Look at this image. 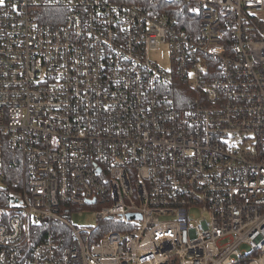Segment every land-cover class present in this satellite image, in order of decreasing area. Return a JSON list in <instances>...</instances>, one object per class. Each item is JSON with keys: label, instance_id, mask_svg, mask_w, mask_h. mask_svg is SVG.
I'll use <instances>...</instances> for the list:
<instances>
[{"label": "built area", "instance_id": "built-area-1", "mask_svg": "<svg viewBox=\"0 0 264 264\" xmlns=\"http://www.w3.org/2000/svg\"><path fill=\"white\" fill-rule=\"evenodd\" d=\"M163 1L0 0V264H264V0Z\"/></svg>", "mask_w": 264, "mask_h": 264}, {"label": "trees", "instance_id": "trees-1", "mask_svg": "<svg viewBox=\"0 0 264 264\" xmlns=\"http://www.w3.org/2000/svg\"><path fill=\"white\" fill-rule=\"evenodd\" d=\"M127 2H133L136 4H141L143 5L147 10H154V9H161V11H170L171 8L173 7V5H175L174 7H176L177 9L181 6L178 4H169L164 2L163 0H155L154 3H152V0H126ZM181 27L185 28V25H183L182 23L179 24ZM184 86V85H183ZM181 90H179L182 94L183 92L187 91L189 93H192V91L184 86L183 89L180 88ZM5 182L10 183L9 180H4ZM9 188L5 187V186H0V207H5L9 204ZM111 222V220L109 222H107L106 224L102 225V227L98 230V234L97 236L103 235L104 233H106L107 231L110 230H119L118 228L114 227V226H109V223Z\"/></svg>", "mask_w": 264, "mask_h": 264}, {"label": "rangeland", "instance_id": "rangeland-1", "mask_svg": "<svg viewBox=\"0 0 264 264\" xmlns=\"http://www.w3.org/2000/svg\"><path fill=\"white\" fill-rule=\"evenodd\" d=\"M151 58L158 62V64L165 68H171V60L169 57V48L167 45H162L159 49L151 51ZM71 222L78 226H87V225H95L96 221L92 216V212L90 210L85 211L83 216H79L78 213H75L72 217Z\"/></svg>", "mask_w": 264, "mask_h": 264}, {"label": "water", "instance_id": "water-1", "mask_svg": "<svg viewBox=\"0 0 264 264\" xmlns=\"http://www.w3.org/2000/svg\"><path fill=\"white\" fill-rule=\"evenodd\" d=\"M95 200H92V202H94ZM135 216H139L140 217V215H136V214H132L131 215V217H135Z\"/></svg>", "mask_w": 264, "mask_h": 264}]
</instances>
